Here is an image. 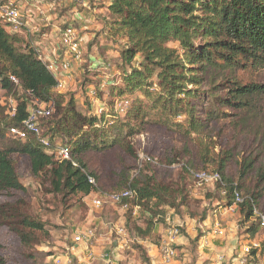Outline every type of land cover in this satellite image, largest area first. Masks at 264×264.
I'll return each mask as SVG.
<instances>
[{
    "label": "rangeland",
    "instance_id": "rangeland-1",
    "mask_svg": "<svg viewBox=\"0 0 264 264\" xmlns=\"http://www.w3.org/2000/svg\"><path fill=\"white\" fill-rule=\"evenodd\" d=\"M85 2L86 6L71 0H22L25 9L32 15L27 19L32 32L19 36L29 41L32 47H40L47 61L50 46L54 45L61 51L59 34L62 26L73 25L81 39L82 60L71 63L70 69L64 73L66 77L62 85L55 87V91L66 100L71 98L76 109L88 115L90 112L98 113L112 99L109 95L120 90V95L130 97L133 105L137 102L143 104L148 111L147 122L142 131L125 137L135 151V158L125 153L117 142L104 151L86 152L83 159L87 170L97 176V189L89 194H62L53 190L48 173L34 177L30 172L29 159L25 155L14 154L18 178L24 191L0 192V257L4 264H51L54 257L65 254L75 231L87 227L95 232L91 245L108 246L110 263L153 264L148 251L150 244L159 245L164 235L163 229L167 226L166 217H170L171 223L180 228L179 237L187 240V243L176 246L178 252L173 261L178 264H241L242 257L246 259L245 264H264V223H260L257 217L246 219V209L241 210L233 204L234 200L229 204L217 182L199 186L193 176V172L201 169L213 172L212 169L223 166V177L230 182L242 183L243 195H249L248 188L260 193L256 202L260 211L264 212V144L259 146L255 170L241 180L239 162L255 150L254 136L249 127L235 125V112L226 106L221 109L229 116L219 121L206 119L205 111L210 107V102L206 98L208 87L205 85L199 88L197 98L192 102L197 104L198 116L205 122L207 152L199 150L197 135L186 139L175 129L155 122V113L148 108L145 97L138 91L123 90L122 70L124 67L127 71L130 67L123 61L121 52L128 43L125 35L114 34L111 30L116 21L109 8L111 0ZM45 16L49 17V24L42 22ZM34 29H39V32H34ZM42 32L47 34L44 39L40 37ZM141 60L140 55L136 56L131 66L137 67ZM105 68L108 70L105 71ZM237 76L244 83L253 81L264 84V67L239 70ZM152 80V83L156 81L155 77ZM111 85L116 86L113 89ZM221 93L225 94L227 90L223 89ZM15 99L14 90L7 91L0 83V106L5 107L6 113L15 107ZM116 101H120V98H115L112 104ZM254 109L257 120L252 122L264 128V96L255 100ZM119 114L124 117V113ZM184 120L185 116L182 115L175 119L177 122ZM127 123L133 124L129 115L117 119L113 125L100 128L105 134L104 140H114L115 135L120 133L116 125ZM94 140L99 141V138ZM58 144L64 145L66 140L59 139ZM121 171L124 173L122 176L119 174ZM261 175L263 178L259 181ZM147 177L168 187L169 193L162 195L167 203H162L157 210L151 203L137 207L133 191L132 197L125 203L110 200L109 195L117 190L120 182L119 188L134 180L141 183ZM95 196L103 200L100 208L92 206L91 201ZM229 206L231 210L225 211ZM160 210L164 213L157 212ZM21 215H28L44 224L42 230L32 231L31 238L26 242L21 240L18 233V230L28 231L20 223ZM151 218L158 221L153 234L147 238L139 237L137 229L144 228ZM215 220L225 229L223 236L213 233L211 228ZM118 223L125 226L128 246L120 247L116 255L110 254L109 249L117 245L112 228ZM191 228L195 232L192 238L188 234ZM208 235L214 236L213 248L204 243ZM245 245L251 248L248 254L242 253ZM103 252L105 250L100 253ZM104 261L97 257L91 264ZM71 264H80L76 256H72ZM158 264H161L160 258Z\"/></svg>",
    "mask_w": 264,
    "mask_h": 264
},
{
    "label": "trees",
    "instance_id": "trees-1",
    "mask_svg": "<svg viewBox=\"0 0 264 264\" xmlns=\"http://www.w3.org/2000/svg\"><path fill=\"white\" fill-rule=\"evenodd\" d=\"M109 8L116 16L111 30L114 34L125 35L128 43L121 52L123 61L130 67L127 71L124 67L122 70L123 90L140 92L148 101V108L155 113V122L175 129L186 139L197 135L199 150L207 152L205 122L198 116L197 104L192 102L197 98L199 88L207 86L206 98L210 107L205 111L206 119L219 121L229 116L221 109L226 106L235 112V125L249 127L254 136L256 151H251L239 162L240 179L255 170L259 146L264 144V128L252 121L257 120L255 100L264 96V84L244 83L237 72L264 67V0H111ZM172 43L177 45L172 46ZM138 55L142 57L141 62L137 67L131 66ZM154 77L156 81L152 83ZM0 83L7 91L14 90L16 96L13 114L6 113L5 107L0 106V192L24 191L14 154L29 159L31 175L40 177L46 172L53 190L74 195L89 194L97 189V176L87 170L83 159L86 152L104 151L117 142L125 153L136 157L125 137L143 130L148 114L143 104L133 105L132 99L120 95L118 90L109 95L112 99L101 112L88 115L79 112L71 98L66 100L55 91L57 81L38 57L36 48L21 35L9 32L1 22ZM111 86L114 89L116 85ZM223 89L227 93L222 94ZM115 98H129L123 112L114 108ZM35 101L53 104L52 114L40 118L39 124L48 138L49 147H55L59 139L66 140L64 145L70 150V160H59L54 154L47 153L46 147L32 132H28L23 140L10 133L11 127H23L28 107ZM119 113H124V117L129 115L133 124L116 125L119 135L106 142L100 128L124 118ZM180 115L185 116L184 122L175 121ZM123 130L126 131L123 133ZM222 167L212 171L220 174L221 181H217V186L225 193L228 203L235 200L237 193L242 199L237 205L241 210L246 209V219L257 217L255 210L264 214L256 202L260 193L248 188L249 195H243L242 183L224 178ZM262 178L263 175L259 181ZM121 184L114 193L132 190L137 207L151 203L157 210L162 203H167L162 195L167 194L168 187L153 182L151 177L141 183L131 181L119 188ZM126 200L122 198L121 202ZM157 212L164 213L162 210ZM20 223L28 228L27 232L18 230L24 242L31 238L32 231L44 227L42 222L28 215H21ZM156 224L157 218L149 219L144 228L137 229L138 236L150 237ZM0 264H4L1 257Z\"/></svg>",
    "mask_w": 264,
    "mask_h": 264
},
{
    "label": "built area",
    "instance_id": "built-area-1",
    "mask_svg": "<svg viewBox=\"0 0 264 264\" xmlns=\"http://www.w3.org/2000/svg\"><path fill=\"white\" fill-rule=\"evenodd\" d=\"M71 1L76 4L86 6L85 0ZM40 13H42V11ZM31 16L32 15L29 13V10L25 9V5L22 4V0H0V22L9 32L23 35L31 33L32 31L27 20ZM49 20V17L45 16L42 19V22L49 24ZM34 32H39V29H34ZM78 35L77 29L71 24L64 27L63 29H60L59 42L61 51H59L54 45L50 46L48 51L49 59H47V61L44 60L43 52L40 47L35 46L38 57L45 63L48 71L56 79V87L62 85V80H64L63 78L66 77L64 73L70 69L71 63L80 62L82 60V51L80 48L81 39L78 37ZM40 37L44 39L47 37V34L42 32ZM107 70L108 68H105V71ZM10 78L13 82L17 83L15 77L11 76ZM128 104V99H120V101H116L114 103V106L116 107V110L123 112ZM53 109L54 107L52 103L35 101L33 105L28 107V116L23 123V127H11L9 131L16 138L21 140L26 137L28 132H32L46 147L47 153L54 154L55 158L59 160H70L71 154L67 146L58 144L53 148L49 147L48 138L44 135L43 129L39 124V119L50 116L53 112ZM14 111L15 108L13 107L10 113L13 114ZM101 111L102 109H100L99 112ZM193 176L196 180V184L199 186L205 183L221 181V177L218 172H208L202 170L193 172ZM89 181L93 183L92 178H89ZM132 195V190H124L120 193H111L109 198L113 202H119L122 198L128 199L132 197ZM241 201L242 199L236 193L233 204L237 205ZM91 202L92 206L95 208H100L103 204V200L98 196H95ZM124 205L122 207H124ZM231 208V206L226 207L225 211H229ZM254 212L260 223L263 224L264 214L259 213L256 210ZM165 220L167 222V226L164 228V235L161 237L160 243L158 245V254L161 264H169L176 257L177 250L175 244L180 235V228L177 225L171 223L170 217H166ZM211 229L217 236H223L225 234V229L218 220L213 222ZM112 233L115 236L114 238L119 247L124 248L128 246L126 229L122 223L114 224ZM94 237L95 232L90 227L75 231L72 236V243L66 247L65 254L54 257L51 264H71L72 256H74L76 249L79 246H83L86 251L85 260L83 263L91 264L97 259L95 253L90 249ZM250 249L251 248L249 245H245L242 247V253L248 254L251 251ZM98 258L108 260L109 252L105 251L101 253ZM245 262V257H242L240 259V263L245 264Z\"/></svg>",
    "mask_w": 264,
    "mask_h": 264
},
{
    "label": "crops",
    "instance_id": "crops-1",
    "mask_svg": "<svg viewBox=\"0 0 264 264\" xmlns=\"http://www.w3.org/2000/svg\"><path fill=\"white\" fill-rule=\"evenodd\" d=\"M158 228V227H157ZM156 229V228H155ZM164 230V229H163ZM162 230V231H163ZM193 229L191 228V229H189V231H188V234L190 235V237L192 238V236L191 235H193L195 232H193L192 231ZM162 231H161V233H162ZM158 233L160 232L159 230L157 231ZM160 234V233H159ZM208 237L209 238H207V239H205L204 240V243H205V245H207V246H209V248H213V246H214V236H209L208 235ZM104 238V237H103ZM103 238L101 239V240H103ZM104 239H106V238H104ZM103 242V241H102ZM101 242V243H102ZM200 242H201V240H200ZM185 243H187V240L186 239H184L183 237H179L178 238V240H177V242H176V246H179V245H181V244H185ZM203 243V244H204ZM115 244V243H114ZM118 246V244L116 245H114L113 247H111V249H109V250H111L110 251V254H119L118 253V249L120 248L119 246ZM107 245L105 244H99V245H97L96 247L95 246H93V245H91L90 246V249L95 253V255L97 256V257H99V255L101 254L100 252L103 250H105V251H107L108 252V249H107ZM208 248V249H209ZM176 250H177V248H176ZM215 250V249H214ZM85 248L83 247V246H79V247H77V249H76V252H75V254H74V256H76V259H78V261L80 262V264H82L81 262H83L84 260H85V256H86V254H85ZM177 252H178V250H177ZM148 253H149V256H150V260H151V262L153 263V264H158L159 263V254H158V245H155V244H150V248H149V251H148ZM81 256V257H80ZM110 258L108 259V260H105L104 261V263H100V264H118V263H110ZM93 263V262H92ZM84 264V263H83ZM99 264V263H98ZM169 264H178V262L177 261H171ZM200 264V263H199Z\"/></svg>",
    "mask_w": 264,
    "mask_h": 264
}]
</instances>
